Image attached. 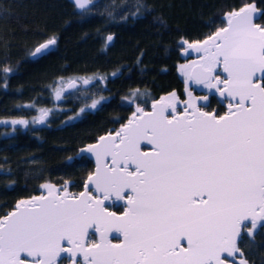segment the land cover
Returning a JSON list of instances; mask_svg holds the SVG:
<instances>
[{"label":"snow or ice","instance_id":"6c2138e0","mask_svg":"<svg viewBox=\"0 0 264 264\" xmlns=\"http://www.w3.org/2000/svg\"><path fill=\"white\" fill-rule=\"evenodd\" d=\"M91 2L74 0L79 9ZM261 16L253 5L227 13L226 27L186 49L202 55L181 71L235 101L227 114L203 111L191 92L181 115L174 114L175 93L153 104L151 112L137 107L119 131L84 150L95 155L97 168L78 197L66 186L61 191L45 184L47 195L19 201L0 219V264H80L81 254L85 264H236L229 258L237 254L239 264H248L238 242L247 237L254 243L264 235V25L256 22ZM112 40L108 35L105 46ZM55 44L50 37L32 55ZM221 65L223 79L214 74ZM46 115L42 110L40 120ZM142 142L151 149L142 150ZM90 185L102 198L92 195ZM113 195L127 201L121 216L104 203ZM89 229L99 242L90 241ZM111 233L122 242L112 243Z\"/></svg>","mask_w":264,"mask_h":264},{"label":"trees","instance_id":"16d2710c","mask_svg":"<svg viewBox=\"0 0 264 264\" xmlns=\"http://www.w3.org/2000/svg\"><path fill=\"white\" fill-rule=\"evenodd\" d=\"M252 2L264 12V0H92L83 10L71 0H0V219L42 185L82 190L93 169L84 147L138 106L170 92L186 97L183 42L207 37ZM256 21L264 25V16ZM53 36L51 49L30 56ZM73 77L88 83L57 98ZM203 105L223 109L214 94ZM19 120L26 124L12 123ZM239 246L248 264H264V235Z\"/></svg>","mask_w":264,"mask_h":264},{"label":"water","instance_id":"95a60500","mask_svg":"<svg viewBox=\"0 0 264 264\" xmlns=\"http://www.w3.org/2000/svg\"><path fill=\"white\" fill-rule=\"evenodd\" d=\"M73 3H74V0H71ZM75 4V3H74ZM91 4V3H90ZM90 4H88V5H86V8L87 7H89L90 6ZM247 5H253L254 7H255V9H256V12L257 13H260V8H258L257 7V5L255 4V3H246V4H244V5H242V6H240L239 8H236V9H233L232 11H239L240 10V8H242V7H245V6H247ZM76 6V5H75ZM77 8V7H76ZM78 10H83V9H79V8H77ZM232 11H230V12H232ZM230 12H227V13H230ZM226 13V14H227ZM226 14L224 15V18L226 17ZM257 22V21H256ZM257 23H259V22H257ZM261 24V23H260ZM262 25V24H261ZM227 26V24H225L223 27H226ZM218 30V29H217ZM215 32V31H214ZM214 32L213 33H211V34H214ZM210 34V35H211ZM108 35H112L113 36V38H114V34L113 33H109ZM107 35V36H108ZM209 36V35H208ZM207 36V37H208ZM207 37H205V38H203V39H200V40H195V41H186L187 43H185V41L183 42L184 43V47H185V55L187 56V57H194V58H197V61H195L194 63H198L199 61H200V56L202 55L201 53H197V52H195L194 50H191V49H189L187 52H186V49H187V47H188V44H191V43H196V42H202L203 40H205ZM48 40V39H47ZM47 40H44V41H42L41 43H39L35 48H34V50L32 51V53L35 51V49L40 45V44H43V43H45ZM112 42V41H111ZM111 42H109V43H111ZM54 45H52V46H50V48L49 49H51L52 47H53ZM48 49V50H49ZM48 50H46V51H48ZM45 51V52H46ZM32 53H31V57H37V56H33L32 55ZM219 71H220V73L223 75V78H225L226 77V73H223V71H222V65L221 66H219ZM195 85H203V84H196L194 81H192ZM81 84V82L79 81V80H76V79H72V80H70V81H68L65 85H64V89L65 90H70V89H73V88H76V87H78L79 85ZM219 96L220 97H225V98H228V99H230V102L231 103H235V101H232L231 100V98L230 97H226V96H221L220 95V93H219ZM164 98H166L164 95H162V96H160V97H158V98H156V99H153L152 101H151V103H150V107L149 108H143L146 112H151L153 109H152V105L153 104H157V103H159L161 100H163ZM199 106V105H198ZM184 108L185 107H183L182 108V110H180V111H178L177 109H176V113H174L175 115H181V114H183V110H184ZM201 109L203 110V111H206V112H211V113H214V114H216L217 116H222V115H225V114H227V112H228V105H227V110L225 111V112H223L222 114H217L216 113V110L214 109V110H206V109H204V108H202L201 107ZM135 111H136V109H135ZM134 111V112H135ZM133 112V113H134ZM133 113L131 114V116L129 117V119H131L132 118V116H133ZM172 112H171V109H169L168 110V112H166V115H168L169 116V118H171L172 117V115H174ZM128 119V120H129ZM128 120L121 126V127H123L125 124H127V122H128ZM120 127V128H121ZM119 128V129H120ZM119 129L118 130H115V131H107V132H105V133H103V134H101L95 141H93L92 143H90V144H88V145H86L85 147H84V150L85 149H87L88 148V146L89 145H94V144H97L98 142H99V138L101 137V136H107V135H109V134H115V132L116 131H119ZM144 145H146V146H148L147 148H144L143 146ZM141 148H142V150H150L151 149V146L150 145H147L145 142H142L141 143ZM91 159H92V161H93V170L87 175V177H86V179H85V181H84V184H83V189L82 190H80L77 194H75V195H72V196H75V197H78L79 195H80V193L81 192H84L85 191V185L86 184H88V177L89 176H92V175H94L95 174V171H96V168H97V161H96V157H95V155L93 154V153H90V152H87V151H84ZM110 157L109 158H107V160H108V162L110 163ZM90 187V189H91V192H92V195L94 196V197H100V198H102V196H103V194L102 193H99V192H96L95 191V188H94V186L93 185H90L89 186ZM61 191H63V189H60ZM130 195L131 193H130V191H126V193H125V195ZM41 195H47V190L46 191H44V192H41V193H39V194H36V195H34V196H31V197H28V198H24V199H20L19 201H21V200H29V199H31L32 197H35V196H41ZM18 201V202H19ZM18 202H16L15 203V205H14V207L11 209V210H9L5 215H3L2 217H1V219L3 218V217H5V216H7V215H9L10 213H12L13 211H15L16 210V205H17V203ZM113 202H124L125 204H126V206H127V201H126V199L125 200H116V198H115V196L113 195V196H111L110 198H109V200H107V201H105L104 203H105V205H107V204H111V203H113ZM109 209V208H108ZM109 211H113V212H115L118 216H121V215H123V213H124V211H126V207H125V210L122 212V213H120V212H117V211H115V210H110L109 209ZM90 230H94V229H89V231ZM95 231V230H94ZM97 234V237H98V240H97V242H99V239H100V237H99V234L98 233H96ZM116 235H119L118 233H111L110 235H109V239L111 240V242L112 243H121L122 242V239H121V241L120 242H114L112 239H111V236H116ZM182 243H184L185 245H186V241H182ZM64 246L65 247H68V245H67V242H64ZM238 246H239V242H238ZM240 247V246H239ZM242 250V249H241ZM243 252V251H242ZM66 255V254H65ZM79 256H81L82 257V261L84 262V260H83V256H82V254L81 255H79ZM238 257H240L239 256V254H237V256H235V257H232V258H229V259H231V260H229L230 262L231 261H237L238 260ZM29 259H31V258H29ZM85 263V262H84ZM69 264H71V262L69 263Z\"/></svg>","mask_w":264,"mask_h":264},{"label":"flooded vegetation","instance_id":"af4514ba","mask_svg":"<svg viewBox=\"0 0 264 264\" xmlns=\"http://www.w3.org/2000/svg\"><path fill=\"white\" fill-rule=\"evenodd\" d=\"M216 73H219V74L221 75V78L223 79V75H222V74L220 73V71H219V66L216 68L214 74H216ZM196 87L198 88V86H196ZM198 89H199V88H198ZM202 93H203V94H207V95L214 94V95L218 98V100L220 101V103L222 104L223 109H222V111H220V112L217 110L218 107H217V108H213V109H207L206 107H204V105H201L200 102H197V103H199V106H200V107H202V108H204V109H206V110H214V109H215L217 114H222L223 112H225V111L227 110V105L230 103V99L225 98V97H220V96H219V92H217L216 90L205 91V92L202 91ZM203 103H204V102H203ZM183 107H185V106H182L181 108L176 107V109H177L178 111H180V110H182ZM40 121H41V120H40ZM143 147H144V148H147L148 146L144 145ZM92 170H93V169H92ZM71 195H72V194H71ZM73 195H75V194H73ZM126 195H127V194H126ZM106 206H107L110 210H115V211H117V212L122 213V212L125 210L126 204H125L124 202H113V203H111V204H107ZM89 235H90V241L97 242L98 237H97V234L95 233L94 230H90V231H89ZM111 239H112L114 242H120L121 239H122V236H120V235L111 236ZM77 259L79 260L80 264H85V263L82 261V257H81V256H78ZM240 259H241V257H238V260L235 261L236 264H239V260H240ZM229 260H231V259H229ZM70 262H71V261L68 260V259H65V260H64V264H69Z\"/></svg>","mask_w":264,"mask_h":264},{"label":"rangeland","instance_id":"374dc122","mask_svg":"<svg viewBox=\"0 0 264 264\" xmlns=\"http://www.w3.org/2000/svg\"><path fill=\"white\" fill-rule=\"evenodd\" d=\"M190 59H188V60H186L185 62H183V63H181L180 65H179V69H180V72L183 74V72L181 71V66H183V65H190V64H193L195 61H197V58H194V57H189ZM184 75V74H183ZM184 77H185V80H186V82H187V95H186V97H184V98H180L179 96H178V94L176 93V92H170V93H167V94H165L164 96L167 98V97H169L171 94H173V93H175V97L177 98V103H176V107H179V108H181L182 106H185V102L189 99V97H188V93L189 92H191V94H192V96L194 97V98H196V100H197V102H200L201 103V105H203V102L205 103V102H207V100H209V95H207V94H203V93H198L196 90H194L193 88H197L196 86H198V88L201 90V91H212V90H215V89H209V88H207V87H205L204 85H195L191 80H188L187 79V77L184 75ZM72 79H76V80H84L85 78H81V77H73V78H70V79H67L66 81H63L62 83H61V85L59 86L60 87V90H59V92H60V94L62 95V91L63 90H61V89H63L64 88V85L68 82V81H70V80H72ZM87 79H85L84 81H86ZM74 89V88H73ZM203 97H207V100H204L203 99ZM198 105H199V103H197ZM138 107H140V106H138ZM137 108V107H136ZM140 108H143V107H140ZM41 113L42 112H39L38 114H37V117L39 118V117H41ZM56 189H59L58 187H56ZM47 189H45V191H46Z\"/></svg>","mask_w":264,"mask_h":264}]
</instances>
